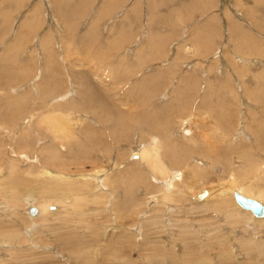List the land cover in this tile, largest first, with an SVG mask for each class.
I'll return each instance as SVG.
<instances>
[{
	"label": "rangeland",
	"instance_id": "374dc122",
	"mask_svg": "<svg viewBox=\"0 0 264 264\" xmlns=\"http://www.w3.org/2000/svg\"><path fill=\"white\" fill-rule=\"evenodd\" d=\"M0 75V264H264V221L237 211L234 198L198 203L182 187L174 191L183 196L149 208L146 198L167 186L144 164L136 168L153 188L132 176V198L109 185L112 175L100 180L162 136L145 122L162 119L169 140L194 145L190 158L205 171L191 189L220 185L233 169L240 185L264 190V0H0ZM45 77L60 88L42 95ZM53 111L86 120L65 137L39 124ZM85 123L92 134H79ZM241 144L255 171L236 158ZM201 148H230L228 170ZM48 149L56 159L44 166L35 158ZM41 167L70 175L71 187L55 190ZM5 182L17 192L5 195ZM73 196L71 207L39 217L27 205Z\"/></svg>",
	"mask_w": 264,
	"mask_h": 264
},
{
	"label": "bare ground",
	"instance_id": "6f19581e",
	"mask_svg": "<svg viewBox=\"0 0 264 264\" xmlns=\"http://www.w3.org/2000/svg\"><path fill=\"white\" fill-rule=\"evenodd\" d=\"M23 32H24V30L22 31L21 36H23ZM190 48L191 47H189L188 49H190ZM191 51H192V49L190 50V52ZM48 55H49L48 53H45V59H46L45 60V63H46V66L47 65L50 66V68H47V70L48 71H51V72L52 71H57V68L56 67H52V61H51L52 59H50L49 58L50 56H48ZM6 81H7L6 77H4L3 75H0V87L1 86L2 87H5L6 86ZM60 86L61 85L57 84L55 80H52L49 77H47L46 80H42L41 84H39V87H40V90H41V94L42 95L49 94L50 91H53L55 89H59ZM68 93L69 92H67V94ZM6 101L8 103L10 102L8 100H6ZM13 106H15V105H13ZM19 108H21V106H19ZM44 108H47V107H44ZM76 108H78V107H76ZM13 109H15V108H13ZM10 110H9V112H11ZM104 118H99L98 121H101V122L104 123L105 122V121H103ZM7 119L8 120H12L13 119V115L10 114L9 115V118L7 116ZM32 119H33V115L31 116V119H30V121H28V123H30L32 121ZM85 120H86V118H83V119L82 118H76L74 116H71L70 114H64V113H60L58 111H53V113L50 112V113H48V114H46L44 116H41L40 123L39 124H41V123L46 124V126H47L46 128L47 129L48 128L51 129V130L49 129V132L50 131L51 132L52 131L53 132L54 131H59V132L63 133V135L65 134L64 136L66 137V135H68V134L70 135V134H73L74 133L73 128L75 127V125L80 124L81 122H83ZM163 121L164 120H162V119H159L158 122H154L152 120L145 121V122L148 123L147 126L150 127L149 128L150 131H152V132L153 131H156V133H158V134L162 133V136L156 137L155 139L154 138H150V141L147 142L146 144H143L139 148H137L136 153H132L131 154L132 155V159H131V157H130L131 155H130L129 156L130 157L129 160H127L125 163L124 162H121V163L118 162V163H116V161H115L113 164H111V166H109L111 168V171H110L111 173L108 172V170H105V172H104V175L105 176H104V178L101 177L100 180H102V181L103 180H108V177H110V175H112L111 178H110V181H109L110 182L109 185H111L114 188H116V186H118L120 184L121 185H124V188H127V190L129 191L128 192L129 195L128 194L127 195L130 198L131 197V193H132V191L134 189V184L136 183V179H132V176H138V180L137 181L140 184L141 183L144 184V188L147 191L148 190L151 191L152 188H153L152 186L154 184L152 183L153 184L152 185L151 182L148 181L147 179L144 180L143 179L142 171L136 168V165H138V166L139 165H142L143 166V164H144L143 169L144 170H148V172L150 173L149 176L152 179V181L154 183L156 182V183L163 184V185L167 186L166 188H168L167 190H166V188H164V190H161L160 189L161 191L159 190V194L158 195H153V196L150 195L148 198L145 197L146 198V201L148 202V203L147 202L146 203H147V205H148L149 208L154 203L159 204V202H161V201H162V203H164L163 201H167L170 198H173V195H174L175 192H180L181 195L183 196V193L184 192H182V191H174V190L175 189L177 190L179 188L184 187V188L187 189V191H189L191 193L190 195H188L187 197H185L186 200L188 198V199H191L194 202H197L196 201V199H197L198 201H200L198 203H203V202L210 201L213 198H218V199L221 198L220 200L225 202L224 198H222V197L230 198L231 201H232V198H234V194L235 193H240L244 197H248V198L257 200L259 203H261V205H263V210H264V190L259 189V187H258V189H255V190H254V188L252 189L251 188V184L252 183L249 184L251 181H247V182H249L248 184L246 182L245 183L243 182V184L245 186L240 185L241 183L240 184L238 183V180L239 179L235 175L236 172L233 171V169H231V168L230 169H231L232 172H229V175L230 176H229V179L227 181L225 180L226 182H224V183H222L220 185L218 183L217 186H212L210 188L208 187L209 189H207V190H201L199 193H197V189H191L193 187V185H192L193 182L195 180L198 181L199 179H202L203 177L202 178H200V177L203 176V174L205 173V171L203 172V170L202 171H198L197 170V162H195V161H198L199 159H197V158L196 159H191L190 158V156L194 154L193 153V151L195 150V148H193L194 145L191 144V142L188 143V144H186V143L183 144V143L180 142L181 143L180 144L179 141L176 142V140H174V139H170L169 140L168 129L166 128L167 125H164V122ZM22 122H23V120H22ZM9 123H8V125H9ZM18 126H19V124H18ZM113 127L116 128L115 126H113ZM4 128H3V130H5ZM126 129H127V127H126ZM252 129H253L254 132H256V135H258L257 133H258L259 130L257 128H252ZM78 130H79V134H82L83 135V134H89V133H91L92 130H93V128L90 127L88 124H86V126H84L83 129L79 128ZM75 131H76V129H75ZM260 131H263V130H260ZM188 132H189L188 130H183L182 131V133H185V134H187ZM7 133H8V131H7ZM26 133H28V132H26ZM96 133H97V131H96ZM96 133L94 132V134H96ZM56 134H57V132H56ZM182 135H183L184 138L189 137V138H187L188 141H192L195 138L193 136V134L191 136L190 135L187 136V135H184V134H182ZM98 136L100 137V135H98ZM171 136H173V135H171ZM54 139H55V137H54ZM256 139H257V137H256ZM256 142H259L258 148H261L262 149L263 148V147H261L262 146V142L260 143V141H258V140ZM46 148H47V146H46ZM211 149L212 148L210 147L209 150H211ZM229 149H228V151H229ZM234 149H235V152H236V155H237L236 158L238 157L240 159H243L244 160L243 162L246 161V165H245L246 166V169H247L246 171H248V170H250V171L251 170H254L255 171V169H254V167H255V165H254L255 164L254 158L250 154V152H248V150L246 148V145H244V144L237 145L236 147H234ZM104 150H106V149H104ZM228 151L224 149V151L218 152V153L215 154L216 156H213L214 154L211 155V153H214V152H209V151L205 150V148H201V149H198L197 150V152H198L197 155H202V156L208 158L212 162H214V160L217 159L218 162L221 163L224 166V169H225V167L227 169L228 166H225V163H226V155L228 154ZM45 153H47V155H44ZM50 155H51V151L48 149V151H44V153L41 152L40 155L37 158H35V159H37V162H40L41 165H44L45 163H53L52 161L54 159H56V157L53 156V155L52 156H50ZM24 158H26V157H24ZM27 160H29V159H27ZM191 161L194 162V163H196V164L191 163ZM201 161H203V160H201ZM41 162L44 163V164H42ZM208 164H211V162H209ZM121 166H123V167L120 169ZM175 167H177L178 172L176 171L177 169ZM206 167H207V165H206ZM230 167H232V166H230ZM41 168H42V171H41L42 174L45 173V174L49 175L50 178L56 179L57 184H56L55 190L61 191L60 187H64V185H66V184H67V186H70V184L72 183L71 182L70 175H65L63 172H60V171H49V169L47 167L46 168L45 167H41ZM99 169H101V168H99ZM112 171H118V172H116V173L114 172V174H112ZM257 171H258V173H263L264 174V164H263V162L260 164L259 169ZM247 173H249V172H247ZM167 176L168 177H176V176H178V178L176 180L177 182L174 184V181H172L173 178H168L167 181H169V182H167L166 181V177ZM4 178H5V176H4ZM244 181H246V180H244ZM13 183L14 182H12L11 184L8 183V182H5L6 185L3 186V190H2L5 195H6V192H8V190L13 191L15 193L17 192V182L14 183V184ZM87 183H88L87 186L89 188V189L88 188L87 189L90 190V184H89V182H87ZM170 185L172 187V192L171 193H169V189H171L170 188ZM83 187L86 188L85 187V184H84ZM160 187H162V186H160ZM253 187H254V185H253ZM262 187H263V185H262ZM18 189H19V186H18ZM65 192H68V191H65ZM202 192H205V193L201 197V196H199V194L202 193ZM148 193H150V192H148ZM74 196H79V195L78 194H74ZM74 196L71 197V198H65V197L64 198H61V199L58 198L56 200V203L55 204L53 203L56 207L55 206H50L51 205L50 202H46V203H43V204H35V203L33 204V201H31L30 199H28L29 201L27 202V205H30V207L28 209L34 207L36 209V212H35L34 215H36L38 213L37 217H39V216H42L44 214H47V215L54 214V213H57V212L61 211V209H63V208H69V207H71L74 204V202H75V198L76 197H74ZM59 197H61V196H59ZM160 205H161V203H160ZM154 206H155V204H154ZM233 206L236 207V210L237 211L240 210L251 221H256V220L264 221V212H263V214L261 216H255L249 209H244L243 207H241L235 201V199L233 201ZM55 208L57 209L55 212H51V211L48 210V209L53 210ZM34 215H32V216H34Z\"/></svg>",
	"mask_w": 264,
	"mask_h": 264
},
{
	"label": "water",
	"instance_id": "95a60500",
	"mask_svg": "<svg viewBox=\"0 0 264 264\" xmlns=\"http://www.w3.org/2000/svg\"><path fill=\"white\" fill-rule=\"evenodd\" d=\"M205 192H202L199 194V196H203ZM235 201L244 209H249L255 216H261L264 212L263 205L259 203L255 199H251L248 197H244L240 193L234 194ZM32 214L36 212V209L34 207L31 208Z\"/></svg>",
	"mask_w": 264,
	"mask_h": 264
}]
</instances>
